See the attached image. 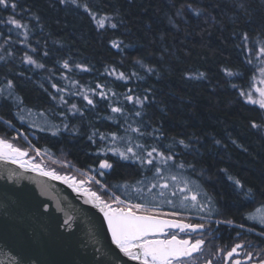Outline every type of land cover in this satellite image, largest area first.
<instances>
[{"label":"trees","instance_id":"obj_1","mask_svg":"<svg viewBox=\"0 0 264 264\" xmlns=\"http://www.w3.org/2000/svg\"><path fill=\"white\" fill-rule=\"evenodd\" d=\"M8 2L7 9L0 6L3 140L26 146L24 137L49 158L96 174L132 203L160 191L151 188V172L112 149L130 144L141 151L135 145L142 144L146 154L155 145L185 165L170 171L187 182L189 196L199 193L197 200L207 205L201 211L183 200L177 208L161 205L163 213L209 221L222 245L241 241L248 250L264 251V226L248 219L264 208V111L241 95L251 86L264 46V0ZM9 17L21 27L7 23ZM104 160L112 164L107 172L99 170ZM178 187L160 197L180 204Z\"/></svg>","mask_w":264,"mask_h":264},{"label":"water","instance_id":"obj_2","mask_svg":"<svg viewBox=\"0 0 264 264\" xmlns=\"http://www.w3.org/2000/svg\"><path fill=\"white\" fill-rule=\"evenodd\" d=\"M26 152L27 167L0 159V264H138L112 242L104 213L85 193L92 191L85 182L45 168ZM31 165L70 181L42 175Z\"/></svg>","mask_w":264,"mask_h":264},{"label":"snow or ice","instance_id":"obj_3","mask_svg":"<svg viewBox=\"0 0 264 264\" xmlns=\"http://www.w3.org/2000/svg\"><path fill=\"white\" fill-rule=\"evenodd\" d=\"M61 2L64 3L65 0H61ZM71 2L75 4L77 0H71ZM0 6L7 9L9 7L8 0H0ZM11 8L15 11L16 4H11ZM7 23L17 28L21 27L12 17L8 18ZM98 24L100 27H103L104 20H99ZM112 27H115V25L113 24ZM245 40H247V37H245ZM261 53L264 54V48H261ZM28 63H33V61L28 59ZM37 67H43V65H37ZM64 67L68 68V64L65 63ZM227 75L231 76L233 73L227 72ZM119 78L123 79V74H120ZM8 87L11 88V83H9ZM53 87H55V85H53ZM97 87L99 88L100 85H97ZM256 92L259 94V99H254L251 92H241V95L247 96L248 102L258 104L261 109H264V88H257ZM100 94L103 96V92ZM84 99L87 100L89 105L93 104L92 99L88 98V96H85ZM126 99L132 101L133 98L132 96H126ZM72 108H76V105L73 104ZM111 111L113 113H121L122 109L120 107H112ZM136 115H139V113L137 112ZM253 127L258 126L253 124ZM132 131L140 133V135H145L140 129H132ZM99 135L101 140L107 139L105 134L101 133ZM111 139L115 142L118 137L116 134H112ZM179 143L184 145L185 148L188 147L182 140L179 141ZM135 148L141 151H135L134 147L130 144L126 145L122 151L119 149L112 150L114 154L119 155L121 159H132L134 162H138L144 171L151 172L153 174L151 180H154L155 183H151V180L149 183H151V188L159 187L162 189V191L159 192L160 196L165 195L163 190L175 188L178 184L183 183V187L179 188V191L184 193L183 200H190L191 206L194 208L198 207L201 211L206 209L207 205L197 200V195L199 193L189 196L188 193L193 190L188 188L187 182L182 181L179 173H172L170 171L173 167L181 170L185 168L183 163H178L174 159L173 154L161 153L155 145L151 146V150H147L146 154H144V145L136 144ZM26 155V151H22L20 148L14 147L11 143L0 139V159L10 160L14 164H19L20 167H27L28 162L23 160V157ZM37 155H39V152H37ZM31 167L32 170L40 171L42 175L51 176L53 179H63L66 183L70 181L69 177H60L54 172L42 171L39 165H31ZM99 167L100 169H110L112 165L105 160L100 163ZM166 170L168 171V175H163ZM103 174L104 173L101 172V175ZM228 179L233 180L231 176H229ZM71 183L75 186V181H71ZM97 183H99V181H97ZM233 183L237 187L242 188L239 180H233ZM84 191L92 201L98 202L100 211L104 213V217L107 220L112 242L119 248L120 252L130 260L137 261L138 264H183L184 258L192 256L194 252L201 251L205 243L203 239H196L193 242L191 239L178 238L175 233L166 231V229H178L180 232L187 234L189 232H196L204 229V224L184 223L174 219H161L159 215L173 216L175 214H156V208L149 207L150 202L126 203L124 200H121L119 196L112 197L113 202L117 205L113 207L112 203H107L102 200L96 192L87 189ZM136 191L140 192L141 189L137 188ZM149 191H151V189H149ZM172 195H176V191H173ZM153 200H155V197H153ZM168 203L172 204L173 201L168 200ZM181 206H183V202H181ZM248 219L254 220L255 216L250 215ZM261 222L264 223V216L261 217ZM242 247L243 245L237 244L227 253V256L229 258L233 257L234 254H237V249ZM248 255L250 258L251 254L249 253ZM235 264H241V261L237 260Z\"/></svg>","mask_w":264,"mask_h":264},{"label":"rangeland","instance_id":"obj_4","mask_svg":"<svg viewBox=\"0 0 264 264\" xmlns=\"http://www.w3.org/2000/svg\"><path fill=\"white\" fill-rule=\"evenodd\" d=\"M262 48H264V46ZM257 88H264V54L261 53V49L259 50V52L256 55L255 63H254V74H253V77H252L251 86H250L249 90L246 93L251 92L254 99H259V94L256 92ZM85 96H87V93H85L84 97ZM243 100L247 104L254 105V106H257L258 108H260L258 104H252V103L248 102L247 96H243ZM261 110L264 111V109H261ZM34 119H35L34 115L30 113L29 120L33 121ZM39 122H41L44 126H48V123L42 118L39 119ZM21 138L24 141V143L26 144V146L22 145L21 143L20 144H15L13 142H10V141H7V140L6 141L11 143L14 147L20 148L21 150H24V151H28L29 156L35 157V162L43 165L47 169L55 170L54 168H57V170L59 172L56 171V170L55 171L60 173V174H65V173L72 172L73 175H75V176H77L79 178V180L84 181L85 185L87 187H88V185H90L95 190L94 192H96L99 196L101 194V196L103 197L102 200H104L105 202H107V201H109L111 203L113 202L112 197H114L116 195L113 194L110 190H108L100 182L97 183L98 180L95 178L94 175L82 172V171L78 170L76 167H74L73 165H70V164L66 163L65 161H62V160L57 161V160L49 158L48 156L44 155L43 153L37 151L32 146H30L29 142L24 137H21ZM1 139H3V138H1ZM29 149L31 151H33V153H31ZM37 152H39V155H37ZM45 160L50 161V165L49 164L46 165ZM51 165L54 166V167L50 168ZM67 175H70V174H67ZM182 181H185V180L182 179ZM153 182H155V181H153ZM169 183H171V182H169ZM141 187L142 186H137V188H140V189H141ZM180 187H183V183L179 184V187L177 189L178 192H180L179 191ZM155 189H156V191H154L155 193H158V191H162V189H160L159 187H157ZM171 189L172 188H169V189L163 190V191L165 193H167L168 191L171 192L170 191ZM147 190H149V188L145 189L146 192H147ZM180 193H182V192H180ZM141 195H145V194H141ZM183 195H184V193H183ZM137 197H138V200L140 199V203L150 202L149 203V207L156 208L157 214H163V212L161 211V208H160L161 205L166 204V205L174 206V207L177 208V205H181V202L183 201V197H181L182 200H180V204L178 203V201H175V204H169L168 200H171V199L167 197V199L165 201L162 197H160V195H158V196H156V195H147V196H137ZM153 197H155V200H153ZM171 201H173V200H171ZM109 202H107V203H109ZM126 203H129V202H126ZM251 215L255 216V219L253 221H255L259 225L264 226V223L261 222V217L264 216V208L257 209ZM173 216H177L179 218L187 217V216H183V215H173ZM184 220H188V219L185 218ZM197 221L201 222V223H205V224H209L210 223L209 221H203V220H197ZM215 223H218V222H215ZM246 231L249 232V233H253L254 232V231L249 230V229H246ZM262 236H264V235H262ZM231 244H234V246L237 245V244H241L242 245L241 241H237V242L231 243ZM212 246H214V245L212 244V241H210V243L206 247V249L209 248L211 250V251L207 250L208 252H212V253L214 252V250L211 249ZM206 249H204L202 253H200L199 255L194 257V259H192V262L197 261V264H200L201 262H203L204 261V256H206V254L208 253L206 251ZM248 251L251 252V253L253 252V253L261 254V264H264V251L260 250V252H259L257 250H252V249L248 250ZM255 255H258V254H255ZM199 261H200V263H199Z\"/></svg>","mask_w":264,"mask_h":264},{"label":"flooded vegetation","instance_id":"obj_5","mask_svg":"<svg viewBox=\"0 0 264 264\" xmlns=\"http://www.w3.org/2000/svg\"><path fill=\"white\" fill-rule=\"evenodd\" d=\"M112 165V164H111ZM112 168V167H111ZM111 168L109 170H111ZM100 170V169H99ZM107 169L101 170V171H109ZM70 174L72 177H75L77 180H79V178L75 175H73L72 172L69 173H65ZM95 178H96V174H94ZM97 179V178H96ZM98 180V179H97ZM99 181V180H98ZM88 185V184H87ZM88 187H90V189L92 191H95L92 186L88 185ZM101 196V194H100ZM101 198H103L101 196ZM109 202V201H107ZM111 203V202H109ZM113 205H115L112 202ZM116 206V205H115ZM188 223H192V224H204V229H202L199 232H189V233H175V232H171V233H175L178 238H185V239H191L193 242L196 239H203L205 241L204 245L202 246L201 251H199L198 254H196L195 256H192L190 258L187 259H183V264H197V261L192 262V259H194V257H196L197 255H199L200 253L203 252L204 249H206V247L208 246V244L210 243V241H212V244H215V249L214 246L211 247L212 250H214V252H208L211 251L209 248L206 249V251L208 252L206 254V256H204V261L201 262L200 264H204L207 262H210V264H235V262L237 260L241 261V264H260L261 263V256L255 255V253H251L248 251V249L246 247H242L237 249V254H234L233 257L229 258L227 256V253L229 251H231V249L233 247H235L234 245H222L220 242L217 241L215 235H213L212 231L210 230V223L209 224H205V223H201L198 222L197 219L194 218H189L188 220H186ZM251 254V257L249 258L248 254Z\"/></svg>","mask_w":264,"mask_h":264}]
</instances>
